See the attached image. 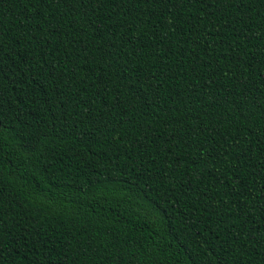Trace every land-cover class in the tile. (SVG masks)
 <instances>
[{"label":"trees","instance_id":"obj_1","mask_svg":"<svg viewBox=\"0 0 264 264\" xmlns=\"http://www.w3.org/2000/svg\"><path fill=\"white\" fill-rule=\"evenodd\" d=\"M0 264H264V0H0Z\"/></svg>","mask_w":264,"mask_h":264}]
</instances>
